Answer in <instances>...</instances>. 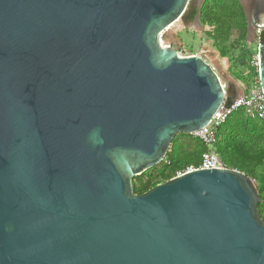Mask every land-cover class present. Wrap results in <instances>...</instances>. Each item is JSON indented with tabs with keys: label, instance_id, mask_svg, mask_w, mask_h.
Returning a JSON list of instances; mask_svg holds the SVG:
<instances>
[{
	"label": "water",
	"instance_id": "1",
	"mask_svg": "<svg viewBox=\"0 0 264 264\" xmlns=\"http://www.w3.org/2000/svg\"><path fill=\"white\" fill-rule=\"evenodd\" d=\"M190 1L0 0V264H264L244 173L133 189L236 95L161 43ZM249 2L255 37L264 3ZM257 54L264 93V41Z\"/></svg>",
	"mask_w": 264,
	"mask_h": 264
},
{
	"label": "trees",
	"instance_id": "2",
	"mask_svg": "<svg viewBox=\"0 0 264 264\" xmlns=\"http://www.w3.org/2000/svg\"><path fill=\"white\" fill-rule=\"evenodd\" d=\"M233 3H236L235 7L238 9L237 12H233L232 7L228 12H225L227 15H223V18L217 16L214 21L219 25V28L223 27L226 32L228 31L229 35L231 33V22L238 19L240 20L239 23H235L237 29L244 28L246 33V22L244 21V14L242 13L239 2L233 0ZM207 13H212L210 16L212 19L215 17V12L211 7ZM227 39L223 40L226 42ZM263 41L264 34H261L260 42ZM225 52L226 50L224 49H221L220 51L223 55H225ZM249 58L250 57L245 60H249ZM230 70L237 80L246 82L250 77V74L245 73L246 67L245 70H239L237 63L235 65L232 64ZM238 128L251 129L248 131V136L246 135L245 138L241 139L234 135ZM188 136L194 139L191 135ZM217 137L218 140L212 150L219 156L223 165L226 168L235 169L244 173L247 177L251 180H255L257 183V190L260 197V203L258 204L257 210L260 217L264 220V146L261 147L260 145L256 146L254 144L255 140L264 139V123L248 119L242 112H237L218 128ZM194 141L196 142V145H194L191 151L187 152L182 151L180 153L178 147L171 145L165 158L160 164L143 172L140 176H137L142 178L143 176L148 175L147 181L135 185L133 179L132 184L134 192L137 194L143 193L155 185L175 177L176 174L184 170L186 166L197 165L201 153L209 150V148L196 139H194ZM174 142L175 141L172 143Z\"/></svg>",
	"mask_w": 264,
	"mask_h": 264
},
{
	"label": "rangeland",
	"instance_id": "3",
	"mask_svg": "<svg viewBox=\"0 0 264 264\" xmlns=\"http://www.w3.org/2000/svg\"><path fill=\"white\" fill-rule=\"evenodd\" d=\"M235 5L236 3H233V0H206L200 25L197 28L187 27L181 20L177 21L176 24L171 25L163 33L161 37L162 45H170L180 56H200L213 67L223 83H226L227 86H229L228 84L236 83L237 79L232 75L230 67L236 63L239 70H245V67H248V59H245L256 53L258 43H260V35L257 32V36L248 37L244 28L238 30L235 24L239 23L240 20L238 19L231 22V33L229 35L228 31L226 32L223 27L219 28V25L214 21L216 17L223 18V15H227L225 12H228L232 7L233 12H237L238 9ZM210 7L215 12L213 19L210 17L212 13H207ZM223 39H227L226 42ZM221 49L226 50L225 55L220 53ZM235 89L237 90L238 88ZM250 129L238 128L235 131L237 135H234L243 139L246 135L248 136ZM174 141L172 145L178 147L180 153L182 151H191L194 145H196L194 139L187 134L177 135ZM254 144L263 147L264 139H257ZM133 179L135 185H137L140 182L147 181L148 175ZM252 181L257 187L255 180Z\"/></svg>",
	"mask_w": 264,
	"mask_h": 264
},
{
	"label": "built area",
	"instance_id": "4",
	"mask_svg": "<svg viewBox=\"0 0 264 264\" xmlns=\"http://www.w3.org/2000/svg\"><path fill=\"white\" fill-rule=\"evenodd\" d=\"M168 45V44H167ZM163 45V46H167ZM245 73L250 74L246 82L236 80L237 87L242 88V92L236 94L233 102L225 105V98L218 110L214 113L211 120L202 128L194 131L191 136L206 145L209 150L201 153L197 165H188L184 170L178 172L176 176L191 172L196 169H214L225 167L219 156L212 150L218 137V128L223 125L234 113L242 112L243 115L251 120L264 123V93L259 82V59L257 51L248 60V67ZM224 91L228 88L226 83L221 81Z\"/></svg>",
	"mask_w": 264,
	"mask_h": 264
},
{
	"label": "flooded vegetation",
	"instance_id": "5",
	"mask_svg": "<svg viewBox=\"0 0 264 264\" xmlns=\"http://www.w3.org/2000/svg\"><path fill=\"white\" fill-rule=\"evenodd\" d=\"M239 2V5L241 7L242 13L244 14V21L246 22V34L248 33L247 30V17L245 14V7L250 6L249 0H237ZM264 3V0H262ZM206 0H191L189 3V6L183 15L182 22L187 27H198L201 23V19L203 16V7L205 5ZM264 8V7H263ZM261 36V33H259Z\"/></svg>",
	"mask_w": 264,
	"mask_h": 264
},
{
	"label": "crops",
	"instance_id": "6",
	"mask_svg": "<svg viewBox=\"0 0 264 264\" xmlns=\"http://www.w3.org/2000/svg\"><path fill=\"white\" fill-rule=\"evenodd\" d=\"M234 84H235V86H238V85H236L235 82H234ZM234 84H228L229 86H227V87H231L232 89H234L236 94L241 93V92H242V88H240V87H235ZM235 88H238V89L236 90ZM238 90H239V92H238Z\"/></svg>",
	"mask_w": 264,
	"mask_h": 264
},
{
	"label": "bare ground",
	"instance_id": "7",
	"mask_svg": "<svg viewBox=\"0 0 264 264\" xmlns=\"http://www.w3.org/2000/svg\"><path fill=\"white\" fill-rule=\"evenodd\" d=\"M175 24H176V23H175ZM174 26H175V25H174ZM174 26H173V27H174ZM170 27H171V26H170ZM168 28H169V27H168Z\"/></svg>",
	"mask_w": 264,
	"mask_h": 264
}]
</instances>
